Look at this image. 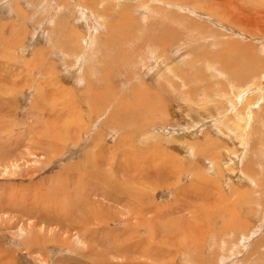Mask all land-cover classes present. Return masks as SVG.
Listing matches in <instances>:
<instances>
[{
	"label": "rangeland",
	"instance_id": "374dc122",
	"mask_svg": "<svg viewBox=\"0 0 264 264\" xmlns=\"http://www.w3.org/2000/svg\"><path fill=\"white\" fill-rule=\"evenodd\" d=\"M202 4L207 9H201ZM211 7L209 0H189L185 4L178 1L173 5H165L162 0H0V264H167L173 258V264H264V110L254 108L245 139L249 143L244 145L247 149L242 157L239 140H235L239 135L233 134L227 124L236 110L243 116V101L255 103L250 95L254 99L258 89L250 87L249 97L237 100L236 90L227 84V78L237 75V69L233 65L226 72L221 59L231 55L241 64H244L243 58L248 57L253 65L260 63L257 65L261 71L250 72L245 79L249 86L261 82L257 86L264 92V40L258 36L252 40L244 37L245 33H253L241 29L239 24L220 20L215 14L209 15ZM144 12H148V16ZM94 20L101 28L96 30L92 42L91 21ZM120 22L127 30L119 27ZM240 30L244 33L238 34ZM13 31L19 32L21 39L24 37L21 51L9 46ZM123 33H127L126 36H122ZM144 35L145 38L147 35L146 43L141 41ZM85 36L87 40L82 39ZM73 39L81 46L82 53L71 54L75 57L69 58V52L65 51L72 49ZM89 41L92 48H86ZM255 48L261 52H255ZM160 49H164L165 54H161ZM212 54L219 55L222 67L214 63ZM99 57L105 61L101 67L97 63ZM184 75H188V83L184 82ZM142 77L147 80L140 82L144 80ZM99 79L104 81L99 82ZM142 82L148 86L146 91L142 90ZM246 86L242 87L241 95L248 91ZM116 98L117 105L122 104L117 106L120 109L114 107ZM133 101L142 105L137 103L136 106ZM130 104L137 110L132 111ZM259 104L262 106V101ZM153 122L156 123L152 125ZM94 136L99 138L100 144L103 142L101 149L100 145L92 147ZM211 140L216 145L211 149L220 153L216 159L209 155ZM234 152H240L242 157L239 171L247 177L242 180L233 179ZM228 171L230 173L221 181L218 176ZM151 172L156 174H151L157 178L155 182L141 178ZM203 175V180L219 182L214 186L210 183L208 192L210 196L222 197V205L228 200L230 210L240 216L247 229L244 233L248 235L243 236L247 241L243 237L232 240L229 236L224 245L211 242L210 234L214 233L208 228L211 220L206 221L208 225L204 222L208 211L201 214L197 209L207 207L206 202H213L207 201L208 192H202L199 200L194 191ZM98 180L109 183L108 194L114 192V186L117 191L124 189L137 194L139 190L143 202L148 204L153 198L157 206L155 214L151 213L159 217L157 227L153 226L154 230L157 228L155 245H145L147 240L152 241L147 229L141 226L140 245H134L137 239L133 236V245L127 246L131 241L123 238L125 233L122 237L116 235L123 228L124 216L113 209L107 208L96 216L88 199L95 201L100 194L96 192L91 199L94 191L88 188H101L95 183ZM236 188L239 196L233 199ZM188 189L190 194L185 193ZM81 192H85L84 195ZM126 199L133 204L129 193ZM175 199L181 200L180 205H197L192 208L196 215L195 221L192 220L194 230H190L191 226L186 230L181 226L183 216L177 214ZM78 200H82V204L77 206ZM80 207L81 214L78 211L71 214ZM187 208L191 210L188 205ZM153 215L147 214L145 218ZM190 217L193 219L191 214ZM229 219V214L223 221L216 217L212 225L215 232L216 229L220 232L222 224L230 222ZM201 222L205 223V228ZM40 224L42 229L38 233L36 226ZM59 225L64 228L63 234L57 233ZM80 228L85 238L77 235ZM203 229L207 233L206 239L201 241L198 231ZM101 233L108 238H105L107 242H99ZM172 237L177 239L171 242ZM142 247L152 249L153 263L147 261V256L136 259ZM195 247L198 252L188 255V250L194 251ZM128 248H133L132 253L133 250L139 253H133L130 259L124 253Z\"/></svg>",
	"mask_w": 264,
	"mask_h": 264
},
{
	"label": "bare ground",
	"instance_id": "6f19581e",
	"mask_svg": "<svg viewBox=\"0 0 264 264\" xmlns=\"http://www.w3.org/2000/svg\"><path fill=\"white\" fill-rule=\"evenodd\" d=\"M172 2H169V0H162V3H164L165 5H173V4H175V2H183L184 4L185 3H187V2H189V0H171ZM191 1V0H190ZM161 3V2H160ZM196 4V3H195ZM209 4L212 6L211 7V9H212V12L209 14V15H213V16H215L216 15V17L218 18V19H220V20H222V19H226L227 21H229L230 23H234V24H239V26H240V28L241 29H247L248 31H251L253 34H250V35H253V37L252 36H250V35H245L244 34V37H246V38H250L251 40L252 39H256V37L258 36V37H260L262 40H264V0H209ZM203 5V4H202ZM191 6V5H190ZM143 8V10L144 9H146V7H142ZM148 8V7H147ZM201 9H207V8H205V5H203V6H201L200 7ZM82 10V9H81ZM85 10V9H84ZM84 10H82V11H84ZM142 11V10H141ZM187 11H189V12H192L193 13V11L191 10V9H187ZM195 11V10H194ZM197 11V10H196ZM195 11V12H196ZM205 11V10H204ZM148 12H144V14L146 15V16H148V14H147ZM80 14V13H79ZM215 14V15H214ZM83 16H86V15H83ZM81 17V16H80ZM212 17V16H211ZM210 17V18H211ZM82 18V17H81ZM213 18V17H212ZM216 18V19H217ZM213 21V20H212ZM217 21V20H216ZM219 21V20H218ZM92 23H91V26H92V31H91V33H92V38H91V40H92V42L94 41V35H95V32H97L96 30H98V29H100L101 28V25H99V24H95L97 21H91ZM94 22V23H93ZM82 23H83V21H82ZM222 23V27H224V24H223V22H221ZM221 23H219V24H221ZM225 23V22H224ZM119 24V27L120 28H125L126 29V27L124 26V24L122 23V22H120V23H118ZM226 25V24H225ZM221 26V25H220ZM250 28V29H248V28ZM22 30V32H24L23 31V29H21ZM122 30V29H121ZM127 30V29H126ZM200 30V29H199ZM253 30H254V32H253ZM231 31V30H230ZM122 32V31H121ZM121 32H119V33H121ZM241 32H243L242 30H240V31H238V34H240ZM213 33V32H212ZM244 33V32H243ZM127 34V33H126ZM126 34L124 35V33L122 34V36L124 35V36H126ZM20 33L18 32L17 33V31L15 32V31H13L12 33H11V37H12V41L10 40V42H11V44L9 43V42H7L6 43V45H7V47H8V49H9V46L11 47V45H12V47H11V49H13V48H17L19 51H21L20 49H22V47H23V39H24V37H22V39L20 38ZM88 35V34H87ZM84 35H82V37H83ZM108 36V35H107ZM169 36V35H168ZM171 36V35H170ZM91 37V36H90ZM106 37V36H105ZM109 37V36H108ZM207 37V36H206ZM82 39H86V36H85V38H82ZM98 39V38H97ZM87 40V39H86ZM109 41V40H108ZM141 41H143V43H146L147 42V35H146V38H145V35L143 36V38H141ZM254 41V40H253ZM73 42H74V45L73 46H71V48L72 49H69V51H65L66 52V54H67V52H69L68 54H70V55H68L67 54V57H69V58H74L75 57V55L73 56V55H71V54H75V53H82V51L81 50H79V48L81 47L80 45H79V43L78 42H76L75 41V39H73ZM83 42V41H82ZM85 42V41H84ZM92 42L91 41H89V43H88V47H86V48H90L91 47V44H92ZM216 42V41H215ZM97 43V42H96ZM106 43V42H105ZM158 44L157 45H159V47H163V44L162 43H159V42H157ZM165 43H167V42H164V44ZM171 43V42H170ZM10 44V45H9ZM72 44V43H71ZM107 44V43H106ZM109 44V43H108ZM107 44V45H108ZM168 44V43H167ZM167 44H165V45H167ZM9 45V46H8ZM14 45V46H13ZM141 45V44H140ZM151 45H153L154 46V43H151ZM106 46V45H105ZM135 46V45H134ZM139 46V45H138ZM170 46V45H169ZM264 46V45H263ZM7 47H5V48H7ZM142 48H143V45L141 46ZM147 47H149V46H147ZM161 47V48H162ZM172 47V46H171ZM85 48V49H86ZM92 48V47H91ZM99 48V46L97 47V49ZM105 48H109V47H105ZM164 48H167V46L166 47H164ZM96 49V48H95ZM150 49H151V47H150ZM150 49H148L149 51H150ZM242 49V48H241ZM164 50V49H163ZM163 50H161L160 49V53L161 54H165L164 53V51ZM225 50V49H224ZM223 50V51H224ZM244 50V49H243ZM242 50V51H243ZM255 50V52L256 51H259V52H261L260 50H258L257 48H255L254 49ZM101 51V50H100ZM153 51H154V49H153ZM157 51V50H156ZM95 52V51H94ZM225 52V51H224ZM97 53V52H96ZM150 53V52H149ZM103 54V53H102ZM101 54V56L100 57H103V55ZM152 54V53H151ZM150 54V55H151ZM246 54V53H245ZM260 54V53H259ZM137 55H140V54H137ZM226 55V54H225ZM88 56H89V54H88ZM94 56H97V55H94ZM164 56V55H163ZM212 57V60L214 61V63L216 64L217 63V65L219 66V68H220V65H221V63H220V60H219V55H218V57H214V56H216V55H214V54H212L211 55ZM85 57V56H84ZM97 58V63H99V67H101V66H103L102 64H105V61H104V58L102 59V58ZM132 57H133V55H132ZM228 57V59H226V58H221V59H223V62H224V65L226 66L225 67V70H226V72H227V70L230 68V67H232L233 65L236 67V69H237V75H230L228 78H227V84H228V86L229 85H231V89H235L236 90V96L235 97H238L239 99H237V100H239V101H243L244 99H247V97H249L248 95H250V87H253V88H255V89H258V91L256 92V94L254 95V99H252V95H250L251 96V101L253 102V100L255 101V103H252V104H245L246 103V101H243L242 102V106H243V108H244V113H243V116H240V114L239 113H237V110H236V114L234 115V118L232 117V119H230V120H228V126L229 127H231V129H232V131H233V134H235L236 133V136L237 135H239L238 137H236V141H238L239 140V145L241 146V148H237L238 150H240V151H242L241 153H242V157H245V154H246V150L245 149H247V146H244V145H246V143L249 141V140H245L247 137H248V135H249V131H248V128L250 127V124H251V121H252V118H253V113L255 112V110H254V108L255 107H257L258 109L260 108V107H263V110H264V97L262 96V94H264V92H263V90L262 89H260L258 86L261 84V82H258V81H256V82H253V84L255 85V86H249L248 85V83H249V81L247 80V79H245V76H248L249 75V73L250 72H255V73H259L261 70L259 69V67H258V65L257 64H260V63H257V64H254L253 65V63H252V59L250 58V57H248V58H243L244 60V64H241V61L239 60V59H237L236 57H233V56H231V55H228L227 56ZM90 58V57H89ZM155 58V57H154ZM166 58V57H165ZM254 58V57H253ZM77 59V58H76ZM148 59V58H147ZM169 59V58H168ZM74 60V59H73ZM135 60H136V58H135ZM77 61H79V60H77ZM93 61V60H92ZM195 61V60H194ZM193 61V62H194ZM140 62H142V61H140ZM74 63V62H73ZM190 63H192V62H190ZM196 63V62H195ZM108 64V63H107ZM141 64V63H140ZM86 65V64H85ZM88 65V64H87ZM143 65V64H142ZM190 66L189 67H191V68H194V66H192L191 64H189ZM222 65H223V63H222ZM222 65H221V67H222ZM71 66H73L72 64H71ZM241 66V67H240ZM260 66V65H259ZM48 67V66H47ZM87 67V66H86ZM98 67V68H99ZM210 67V65L208 64V66H207V68H209ZM88 68V67H87ZM213 67H211V69H212ZM217 68V67H216ZM41 69V68H40ZM46 69V68H45ZM47 69H49V68H47ZM214 69V68H213ZM149 70H152V69H149ZM207 70V69H206ZM260 70V71H259ZM170 71V70H169ZM191 72H192V69L190 70ZM46 72V71H45ZM53 72V71H52ZM135 73H136V71H135ZM140 73H142V72H140ZM155 73H157V72H155ZM182 73V72H181ZM40 74V73H39ZM54 74V73H53ZM158 74V73H157ZM157 74H153L155 77H157L158 75ZM162 74V73H161ZM160 74V75H161ZM183 74H184V72H183ZM38 75V74H37ZM51 75V74H50ZM80 75V74H79ZM79 75H78V77H79ZM157 75V76H156ZM256 75H258V74H256ZM39 76H41V75H39ZM112 76V75H111ZM188 75H184V82L185 83H188L189 81H190V79H189V77H187ZM38 77V76H37ZM53 77V76H52ZM107 77V76H106ZM144 77V76H143ZM142 77V78H143ZM1 78V77H0ZM41 78V77H40ZM51 78V77H50ZM139 78V77H138ZM141 78V77H140ZM139 78V79H140ZM249 78H251V77H249ZM80 79H81V76H80ZM144 79V78H143ZM146 79V78H145ZM145 79L144 80H139L140 82L141 81H145ZM160 79V78H159ZM1 80V79H0ZM83 80H85V79H83ZM147 80V79H146ZM157 80V79H156ZM192 80V79H191ZM101 81H104V80H102L101 79ZM100 81V79H99V82H101ZM159 81V80H158ZM208 81V80H207ZM236 81V82H235ZM245 81H247V82H245ZM88 82V81H87ZM98 82V81H97ZM136 82V81H135ZM167 82V81H166ZM222 81H219V83H221ZM225 82H226V80H225ZM84 83H85V81H84ZM105 83V82H104ZM104 83H103V86H104ZM141 84V83H140ZM223 84H224V82H223ZM95 85V84H94ZM108 85V84H107ZM134 85L135 84H133V87H134ZM142 85H143V82H142ZM154 85V84H153ZM169 85H171L170 83H169ZM184 85V84H183ZM246 85H248V86H246ZM258 85V86H257ZM101 86H102V84H101ZM112 86V85H111ZM140 86V85H139ZM162 86V85H161ZM184 86H186V85H184ZM224 86H226L225 84H224ZM235 86H237V87H235ZM244 86H246L245 87V90H248L245 94H243V95H241L242 94V92L244 91L243 89L244 88H242V87H244ZM106 87V86H105ZM113 87V86H112ZM132 87V88H133ZM148 87V86H147ZM147 87H145V85H143L142 86V90L144 91H146V89H147ZM152 87H154V86H152ZM239 87H241V89L239 88ZM94 88H97V87H95L94 86ZM164 88V87H163ZM100 89V88H99ZM111 89V88H110ZM151 89V88H150ZM159 88H157V90H158ZM162 89V88H161ZM197 89V88H196ZM89 90H91V88L89 89ZM103 90H104V88H103ZM102 90V91H103ZM120 90H121V88H120ZM167 90V89H166ZM198 90V89H197ZM230 90V89H229ZM114 91V90H113ZM173 91V90H172ZM200 91V90H199ZM106 92V91H105ZM107 92H109V91H107ZM133 92V91H132ZM138 92H140L139 90H138ZM137 92V93H138ZM258 92H259V94H258ZM101 93V92H100ZM113 93V92H112ZM115 93V92H114ZM113 93V94H114ZM130 93V92H129ZM128 93V94H129ZM142 93V92H141ZM140 93V94H141ZM190 94H193V93H191V91L189 92ZM104 94V93H103ZM102 94V95H103ZM118 94V93H117ZM133 94H134V92H133ZM139 94V95H140ZM231 94V93H230ZM234 94V93H233ZM100 95V94H99ZM116 95V94H115ZM131 95V94H130ZM142 95V94H141ZM104 96V95H103ZM102 96V97H103ZM108 96V95H107ZM125 96V95H124ZM123 96V97H124ZM153 96V95H152ZM194 96V95H193ZM231 96H233V95H231ZM111 97V96H110ZM113 97V96H112ZM122 97V98H123ZM126 97V96H125ZM124 97V99L126 100V101H128L129 100V98H128V100L126 99ZM140 97H142V96H140ZM149 97V96H148ZM245 97V98H244ZM105 98H106V95H105ZM118 98V97H117ZM116 98V100H115V103H114V107L116 108V109H118L122 104H120V106L119 105H117V101H118V99ZM145 98V97H144ZM152 98H154V96L152 97ZM206 98V97H205ZM133 99V98H132ZM148 99V98H147ZM103 100V99H102ZM109 96H108V98H107V103L109 102ZM120 100V99H119ZM140 100V99H139ZM151 100V99H150ZM150 100H149V102H150ZM154 100H155V98H154ZM259 100H261L262 101V106H260V104L259 103H261V101H259ZM112 101V100H111ZM121 101V100H120ZM130 101V100H129ZM145 101H148V100H145ZM163 101V100H162ZM190 101V100H189ZM82 102V101H81ZM123 102H124V100H123ZM144 102V101H143ZM149 102H148V105H149ZM153 102V101H152ZM151 102V103H152ZM103 103V105H105V103H104V101L102 102ZM127 103V102H126ZM133 103H138V101L137 102H135V101H133ZM155 103V102H154ZM162 103V102H161ZM160 103V104H161ZM86 104V103H85ZM135 104V105H136ZM138 104H141V103H138ZM138 104L136 105V106H138ZM158 104H159V102H158ZM183 104V103H182ZM190 104V103H189ZM93 105V104H92ZM131 105V104H130ZM142 105V104H141ZM165 105V104H164ZM106 106H107V104H106ZM110 106V105H109ZM117 106H119V107H117ZM127 106V105H126ZM132 106V105H131ZM136 106H132V108L131 107H129V106H127V107H129V109L131 108V110L133 111V110H137V107ZM140 106V105H139ZM146 106V105H145ZM154 106V105H153ZM182 106H185V105H182ZM78 107V106H77ZM167 107V106H166ZM168 107H171V106H168ZM188 106H186V108H187ZM114 108V109H115ZM123 107H121V109H122ZM143 108V107H142ZM163 108V107H162ZM239 108H240V106H239ZM91 109V108H90ZM115 109V112L117 113V110ZM120 109V108H119ZM127 109V108H126ZM147 109V108H146ZM145 109V110H146ZM163 109H165V108H163ZM163 109H162V111H163ZM194 109V108H193ZM141 110V109H140ZM144 110V111H145ZM161 110V109H160ZM167 110V109H166ZM186 110H188V109H186ZM191 110V109H190ZM257 110V109H256ZM93 111V110H92ZM130 111V110H129ZM144 111H142V112H144ZM168 111H169V109H168ZM192 111V110H191ZM196 111V110H195ZM232 111V110H231ZM119 112V111H118ZM139 112V111H138ZM159 112V111H158ZM167 112V111H166ZM227 112V111H226ZM141 113V112H140ZM147 113V112H146ZM160 113H164V112H160ZM224 113V112H223ZM229 113H230V111H229ZM232 113V112H231ZM145 114V113H144ZM148 114H149V112H148ZM155 114V113H154ZM166 114V113H165ZM164 114V115H165ZM225 114V113H224ZM113 115H117V114H115V113H113ZM112 115V116H113ZM160 115V114H159ZM219 115V114H218ZM227 115H228V113H227ZM95 116H97V115H95ZM145 116V115H144ZM166 116H167V114H166ZM165 116V117H166ZM114 117V116H113ZM112 117V118H113ZM116 117V116H115ZM129 117H131V116H129ZM160 117H162V115L160 116ZM118 118V117H117ZM166 119H168L167 117H166ZM112 120H114V118L112 119ZM116 120V119H115ZM165 120V119H164ZM214 120V119H213ZM212 120V121H213ZM216 120V119H215ZM245 120H246V122H245ZM158 121V120H157ZM167 121V120H166ZM156 123V122H155ZM154 122L152 123V125L153 124H155ZM158 123V122H157ZM117 124H119V123H117ZM240 124H242V127H240ZM151 125V126H152ZM225 125V124H224ZM115 126V125H114ZM157 126V125H156ZM144 127V126H143ZM105 128V127H104ZM111 128V127H110ZM148 128V127H147ZM102 129V128H101ZM116 129V128H115ZM148 130V129H147ZM153 130V129H152ZM85 131V130H84ZM87 131H88V129H87ZM115 132H119V130L117 131V130H114ZM122 131H123V129H122ZM144 131V130H143ZM101 132V131H100ZM219 132V131H218ZM121 133H123V132H121ZM101 134H102V132H101ZM100 134V135H101ZM128 134H130V135H132L131 133H128ZM134 134H135V132H134ZM138 134V133H137ZM108 135V134H107ZM223 135V134H222ZM96 136V135H95ZM93 137V142H94V144H93V148L94 147H96L97 145H100V146H98L100 149H101V144L103 143H101L100 144V142H99V138H97L98 137V135H97V137ZM247 136V137H246ZM106 137V136H105ZM132 137V136H131ZM159 139V138H158ZM78 140V139H77ZM103 139H102V137L100 138V141H102ZM106 140V139H105ZM160 140H161V138H160ZM91 143V142H90ZM128 143V142H127ZM249 143V142H248ZM92 144V143H91ZM134 144V143H133ZM208 145H210L209 147H210V156H212V157H215V159L217 158V157H219V155H220V153L219 152H216L215 150H213V149H211V148H214L216 145L213 143V141L211 140L210 141V143L208 144ZM215 145V146H214ZM223 144H220V146H222ZM236 145V144H235ZM119 146V145H118ZM201 146V145H200ZM107 147V146H106ZM204 148V147H203ZM202 148V149H203ZM100 149H98L99 151H100ZM107 149V148H106ZM205 149V148H204ZM196 150V149H195ZM101 151H103V150H101ZM197 151V150H196ZM107 152H109V151H107ZM208 152V153H209ZM100 153V152H99ZM102 153V152H101ZM206 154V153H205ZM234 154H235V162H234V164H235V166H234V176H233V179L235 180V179H237V180H242V179H244V178H247V177H245V176H243L242 175V173L239 171V158H241L242 159V157H241V155H240V152L238 153V152H234ZM103 155H104V152H103ZM104 156H106V155H104ZM205 156V155H204ZM232 157H233V155H232ZM160 158V157H159ZM203 160H205V159H203ZM212 160H213V158H212ZM113 161V160H112ZM170 161H171V158H170ZM169 161V162H170ZM206 161V160H205ZM212 162V161H211ZM171 163V162H170ZM173 163V162H172ZM172 163H171V165H172ZM207 163V162H206ZM183 164V163H182ZM196 164V163H195ZM233 164V165H234ZM155 165V164H154ZM105 166H106V164H105ZM182 166V165H181ZM180 166V167H181ZM230 166V165H229ZM109 167V166H108ZM90 168V167H89ZM109 168H111V167H109ZM108 168V169H109ZM179 168V167H178ZM116 169H119L118 168V166H116ZM137 169V168H136ZM201 169V168H200ZM158 170H160V168L158 169ZM112 171V170H111ZM115 171V170H114ZM124 171V170H123ZM203 171V170H202ZM124 172H126V171H124ZM218 172H219V170H218ZM161 173H163V172H161ZM203 173V172H202ZM230 172L228 171V172H223L220 176H218L219 178H220V180L222 181L223 180V178L224 177H226L228 174H229ZM119 174H120V172H119ZM129 174V173H128ZM127 174V175H128ZM151 174H155V173H147V174H145V176H141V178H145V180L147 181V180H149V181H153V182H155V180L157 179H155L154 178V176L156 175H151ZM122 175V174H121ZM131 175H133V173L131 174ZM137 175H139V174H137ZM161 175V174H160ZM175 175V174H174ZM219 175V174H218ZM90 176V175H89ZM192 178L194 177V175H190ZM123 177V176H122ZM124 177H126V174H124ZM133 177V176H132ZM163 177H165L164 175H163ZM176 177V176H175ZM205 177V175H203V176H200V180H199V182L198 183H196L197 185H196V188H195V190L194 191H197V193H196V197L197 198H199V200L202 198V192H205V193H207L208 192V187L210 186V183H212V185L214 186V185H216V184H219V182H215V183H213V182H211V180L210 179H207V180H203V178ZM91 179V178H90ZM127 179H129V177H127ZM134 179H136V178H134ZM154 179V180H153ZM160 179V178H159ZM164 179V178H163ZM104 180H106V179H104ZM139 180V179H138ZM191 180V179H190ZM87 181V180H86ZM144 181V180H143ZM161 182V181H160ZM163 182V181H162ZM245 182H246V179H245ZM248 182V181H247ZM96 184H99L100 186H101V188H97L96 187V189L94 190V188L93 187H95V186H93V187H90V188H88V189H90V190H92V191H94V192H91V199H92V197H94V196H96V192L97 193H99L100 194V196H97V198L95 199V201H93V200H90V199H88L91 203H92V205H93V207H92V209L94 210V213L96 214V216H98V215H100V214H102V213H104V211H106L107 210V208H110V209H113V210H115L117 213L119 212L120 214H123L122 216H124V218H122V219H124L123 221H121V223L123 224V228L120 230L121 232H118V233H116V235H119L120 234V236L122 237L123 236V233H125V236H123V238L124 237H126V241L127 240H129V241H131V242H129L128 244H127V246L128 245H133V242H132V238H133V236L135 237V239H137L136 240V242H135V244L134 245H140V240L138 239V237H140V231H141V229H139L141 226L142 227H145L146 229H147V232H148V234H150L149 235V238L151 239V241H152V243H150V241L149 240H147V243L145 244V245H147V246H149V245H155L154 244V234H155V232H157V228L154 230L153 229V226H155V227H157V219L159 218V217H157V216H154L153 215V213L155 214V206H157V205H155V203H154V200H153V198H151V200H150V203L148 204L147 203V201L145 202H143V197L141 196V193H140V191L138 190V192H137V194L136 193H130V192H128L127 190H125L124 191V189H120V191H117L116 189H118V188H115L114 186H112V190L114 191V192H111V193H114V195L113 194H111L110 192V194H108L107 193V190H109V183L107 184V182H105V181H103V180H98V182H95ZM140 183V182H139ZM195 183V182H194ZM136 184V183H135ZM104 185H106L105 187H104ZM111 185V184H110ZM119 185V184H118ZM134 185V184H133ZM137 185V184H136ZM87 186V185H86ZM135 186V185H134ZM133 186V187H134ZM223 186V185H222ZM199 187V188H198ZM221 187V186H220ZM224 187V186H223ZM222 187V188H223ZM182 188V187H181ZM212 188V187H211ZM81 189H82V187H81ZM191 189V188H190ZM190 189H188L185 193H189L190 194ZM214 189H215V187H214ZM83 190V189H82ZM177 190V189H176ZM84 191L87 193V191H86V189H84ZM110 191V190H109ZM123 191L125 192V193H123ZM182 191V190H181ZM216 191V190H215ZM233 191V190H232ZM85 192H83V193H85ZM177 192V191H176ZM184 192V191H183ZM193 192V191H192ZM214 192V191H213ZM220 192V191H219ZM82 192H81V194H83ZM115 193H117L118 195H116ZM128 193H129V195L133 198L132 200H131V202L133 203V204H131V203H129V199H126V197H128ZM66 194V193H65ZM90 194V193H89ZM123 194V195H122ZM136 194V195H135ZM179 194V193H178ZM180 194H182V193H180ZM84 195V194H83ZM83 195H82V197H83ZM86 195V194H85ZM144 195V194H143ZM175 195H177V194H175ZM212 196H210V194H209V192L206 194V198H209V200H207V201H211V202H213V203H211V204H209L208 202H206V205H207V207L205 206V207H200V210H198L197 209V212L199 213H201V212H203V214L204 213H206L205 212V210H207L208 211V213H206L207 215H205L204 217H205V219H204V222L206 223V221L208 220H211V221H209V226H208V228H210V230L212 231V235L210 234V236H211V238L213 239L211 242H215V244H218V245H224L225 244V242H226V240H227V238L229 237V236H231V238H232V240H234V238H236V239H238V238H241V237H243V236H247L248 235V233H247V235H246V233H244V232H246L247 231V229L245 230V225H244V223H242L241 222V218H240V216H238V214H235V212H234V210L233 211H231L230 209V207L228 206V200H226V202L224 203V205H222V197H220V198H216L217 197V194H211ZM125 197V200H122V197ZM179 196V195H178ZM177 196V197H178ZM205 196V195H204ZM219 196V195H218ZM233 199L234 198H236V196H239V194H238V188H236V190H235V192L233 193ZM176 197V196H175ZM180 199H181V196L179 197ZM124 199V198H123ZM185 199V198H184ZM238 199V198H237ZM176 200V199H175ZM239 200V199H238ZM80 201H82V200H80ZM79 200L77 201V202H75V204H77V206L79 205V203H81ZM205 201V200H204ZM149 202V201H148ZM180 202H181V200H179V199H177L175 202H174V204H176V206L178 207V209H177V214H181L182 216H183V218H182V221H181V226H185V227H183L185 230L188 228V229H190V226H191V229L190 230H194L195 228H194V225H193V223H192V220L193 221H195V212L192 210V208L193 207H196L197 208V205H189V204H183V205H180ZM201 202V201H200ZM142 203V205L140 206L139 204H141ZM215 203V204H214ZM82 204V203H81ZM192 204V203H191ZM201 204V203H200ZM213 204H214V206H213ZM84 205V204H83ZM124 205V206H123ZM136 205H138V206H136ZM187 205L189 206V207H191V210H189L188 208H187ZM235 205H236V202H235ZM120 206V207H119ZM143 206V207H142ZM237 206V205H236ZM128 208V209H125V208ZM96 208V209H95ZM121 208H124V210H127V211H124V210H122ZM158 209H159V206H158ZM175 209V208H174ZM157 210V209H156ZM71 211V210H70ZM70 211H68V212H70ZM74 211H78L79 212V214H81L82 213V210H81V207L80 208H77V209H75V210H73L72 211V213L71 214H74L73 212ZM158 212H159V210H157ZM185 211H187L186 213H184ZM151 212H153V213H151ZM157 212V213H158ZM216 214H215V213ZM168 213V212H167ZM172 212L170 211V213L169 214H171ZM147 214H152L153 215V217L152 218H145L146 217V215ZM186 214H188V216L186 215ZM190 214H191V216L193 217V219L190 217ZM202 214V213H201ZM227 214H229V216H230V222L229 221H227V222H225V224H222V229H221V231H220V229H219V231L220 232H218L217 233V230L218 229H216V232H215V227L214 226H212L213 225V223L214 222H216V217L218 218V220H221V221H223L224 220V218L227 216ZM174 215V214H173ZM172 215V216H173ZM199 217H200V215H198ZM202 216V215H201ZM91 218V217H90ZM89 218V219H90ZM107 218V217H106ZM164 218V217H163ZM166 218V217H165ZM81 219H83V218H81ZM81 219H78V220H81ZM92 219V218H91ZM96 219V218H95ZM103 219V218H102ZM202 219V218H201ZM200 219V220H201ZM77 220V219H76ZM100 220V219H99ZM98 220V221H99ZM115 220H116V218L115 219H113V221L115 222ZM197 220V219H196ZM199 219H198V221H200ZM203 220V219H202ZM65 221H67V219H65ZM166 221V220H165ZM177 221H178V219H177ZM207 221V222H208ZM77 222V221H76ZM94 222H97V221H94ZM219 222V221H218ZM99 223V222H98ZM103 223H106V220H103ZM197 223H199V222H197ZM202 223V222H201ZM205 223H202V224H204V227L203 228H205L206 226H205ZM71 224V223H70ZM97 224V223H96ZM108 225H109V223H107ZM159 224V223H158ZM161 224V223H160ZM168 224V223H167ZM207 225H208V223H206ZM67 225V224H66ZM74 225V224H73ZM78 225V224H77ZM81 225V224H80ZM101 226H102V223L100 224ZM107 225V226H108ZM176 225V224H175ZM200 225V223L198 224V226ZM63 226V225H62ZM75 226V225H74ZM105 226V225H104ZM177 226V225H176ZM180 224L178 225V227H179V232L181 231V229H180ZM37 228H38V233H40V230L42 229V226H41V224L40 225H37L36 226ZM59 227V229L57 230V233H60V234H63L64 232V228H61V225H59L58 226ZM83 227V226H82ZM178 227H176V229L178 228ZM193 227V228H192ZM200 228H201V225L199 226ZM218 227V226H217ZM219 227H221V226H219ZM169 228V227H168ZM239 229L238 231V233L237 232H235V230L236 229ZM241 228H243V229H241ZM184 230V231H185ZM231 230H233L232 232H229V235H227V233H228V231H231ZM107 231V230H106ZM66 233H67V231H65ZM108 232H109V230H108ZM115 232V231H114ZM177 232V231H176ZM182 233V232H181ZM181 233H179V234H177V235H180ZM184 233V232H183ZM191 233V232H190ZM206 233L207 232H205L204 231V229L203 230H201V232H199L198 231V234H199V236H200V239H201V241H203L204 239H206ZM87 234V233H86ZM103 234L104 233H101L99 236H98V238L100 239L99 240V242H104L103 240H105L106 241V239H108V238H106V237H104L103 236ZM108 234V233H107ZM193 234H194V232H193ZM77 235H79V236H81V237H83V238H85V233H84V231L82 232V229L80 228V230L77 232ZM94 235V234H93ZM129 235H130V237H129ZM175 235V234H174ZM184 235H185V233H184ZM225 235V236H224ZM68 236V235H67ZM188 236V235H187ZM223 236H224V238H223ZM121 237H120V239H121ZM127 237L128 238H130V239H127ZM178 237V236H177ZM184 237H186V236H184ZM191 237V236H190ZM192 237H194V236H192ZM249 237V236H248ZM106 238V239H105ZM122 238V239H123ZM244 238V237H243ZM134 239V238H133ZM177 238H174V237H172L171 239H170V241L172 242V241H175ZM192 239V238H191ZM62 240V239H61ZM183 240V239H182ZM185 241H186V239H184ZM208 240V239H207ZM241 240V239H240ZM243 240H248L247 239V237L246 238H244ZM115 241V239H113V241L112 242H114ZM121 241V240H120ZM200 241V240H199ZM245 241V242H246ZM107 242V241H106ZM109 245L111 244V241H110V239H109ZM122 242V241H121ZM142 242H143V240H142ZM206 242H208V241H206ZM26 243V242H25ZM242 243V242H241ZM115 244V243H114ZM144 244V243H143ZM195 244V243H194ZM100 245H103L102 243H100ZM182 245V244H181ZM191 245V244H190ZM232 245V244H231ZM142 246V245H141ZM140 246V247H141ZM126 247V246H125ZM134 247V246H133ZM213 247H214V245H213ZM123 248H124V246H123ZM147 248V247H146ZM146 248H144V247H142V248H140L142 251H141V254H139V255H137L136 254V259L138 258V257H141V258H143L144 256H147L146 258H147V261L149 260V261H151V263H153L154 262V259H153V257H152V249H150V248H147V250H146ZM186 248V247H185ZM197 248L198 247H195L194 248V251L190 248L189 250H188V255H192V253L194 252V254H196L197 252H198V250H197ZM132 249L133 248H128V249H126L125 250V254H127L128 255V257H130V259H131V257H132V254L133 253H139V252H136V251H134L133 250V253H132ZM201 251V250H200ZM119 252V251H118ZM184 252V251H183ZM202 252V251H201ZM125 254H124V257H125ZM162 255V254H161ZM202 255V254H201ZM122 256V255H121ZM134 256V255H133ZM215 256V255H214ZM202 257V256H201ZM204 257H206V256H204ZM134 258V257H133ZM145 257H144V259H146ZM158 258V257H157ZM199 258V257H198ZM174 259L175 258H173V259H170L169 260V262H167V264H173V261H174ZM186 259V258H185ZM192 259V258H191ZM125 260V259H124ZM127 260H129V259H127ZM198 260V259H197ZM126 261V260H125ZM148 261V262H149ZM165 261V260H164ZM187 261H188V259H187ZM161 262V261H160ZM206 262V261H205ZM222 262V261H221ZM142 263V262H141ZM164 263V262H163ZM192 263V262H191ZM243 263V262H242ZM143 264H146L145 262H143ZM165 264V263H164ZM193 264V263H192ZM202 264V263H201ZM206 264H208L207 262H206ZM212 264V263H211ZM219 264V263H218ZM225 264V263H224Z\"/></svg>",
	"mask_w": 264,
	"mask_h": 264
}]
</instances>
